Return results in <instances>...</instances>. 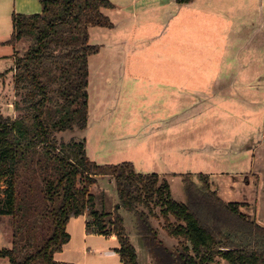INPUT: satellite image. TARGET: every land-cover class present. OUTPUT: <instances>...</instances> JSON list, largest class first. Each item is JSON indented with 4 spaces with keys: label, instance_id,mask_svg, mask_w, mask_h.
<instances>
[{
    "label": "trees",
    "instance_id": "obj_1",
    "mask_svg": "<svg viewBox=\"0 0 264 264\" xmlns=\"http://www.w3.org/2000/svg\"><path fill=\"white\" fill-rule=\"evenodd\" d=\"M194 0H177L190 3ZM41 13H13V75L18 115L0 108V216L11 217V246L0 249L8 264H74L58 261L71 233L70 219L88 215V230L119 241L123 264H142L125 216L136 217V231L157 264H264V226L242 211L246 203L227 201L212 188L208 174H183L186 202L174 198L168 179L144 174L133 162L99 164L86 138L59 141L66 131L89 123L90 57L101 45L90 43L91 29L114 28L105 8L111 0H41ZM114 180L120 203L97 209L92 186ZM160 208L164 229L179 242L171 248L151 221Z\"/></svg>",
    "mask_w": 264,
    "mask_h": 264
},
{
    "label": "rangeland",
    "instance_id": "obj_2",
    "mask_svg": "<svg viewBox=\"0 0 264 264\" xmlns=\"http://www.w3.org/2000/svg\"><path fill=\"white\" fill-rule=\"evenodd\" d=\"M15 2L0 0V40L5 31L10 38L14 31L7 11L11 5L15 11ZM37 5L40 10L33 13L42 12L41 0ZM254 13L250 23L237 28L225 15L191 18L187 30L178 16L168 25L157 18L137 26L113 13L115 30L91 29V44H107L89 59L92 126L66 131L59 141L85 137L89 157L99 164L133 162L141 173H158L180 202L187 200L183 174L190 172L197 181L198 174H208L222 198L246 203L242 211L264 226V88L257 77L264 66V11ZM30 42L18 44L19 51ZM8 50L1 47L0 53ZM7 78L0 75V108L15 116L20 97ZM253 157L258 166L239 172ZM98 181L91 188L97 209L111 211L120 203L115 182L108 176ZM120 212L141 263L157 264L137 234L135 215ZM151 221L169 247L177 246L164 229L160 208ZM12 237L11 217L0 216V249L11 246ZM88 245L95 252L86 264H123L116 253H104L119 246L118 239L93 232ZM0 264L8 260L1 257Z\"/></svg>",
    "mask_w": 264,
    "mask_h": 264
},
{
    "label": "crops",
    "instance_id": "obj_3",
    "mask_svg": "<svg viewBox=\"0 0 264 264\" xmlns=\"http://www.w3.org/2000/svg\"><path fill=\"white\" fill-rule=\"evenodd\" d=\"M20 2L22 3V6H19L18 0H16L14 4L15 11H11L12 5L10 6V11L8 8L7 12L9 14V17L12 18L13 13L17 11H19L20 13L28 14L33 12H39L40 10L39 6L37 5L38 0H19V3ZM111 2L114 4V8L104 9L105 13L110 16L111 20L114 23L115 27L112 28L111 30H115V28L118 27L117 26L118 23H116L113 19V13L119 14L123 20H126V22H124L126 25L130 23L131 25H137V26H140L141 21L144 20L147 21L148 22L147 24L149 25L150 23L153 22V20L157 18L162 19L161 20L162 24H167V22L170 21L172 18H176L178 16L180 18V24L182 30L183 29L187 30L188 29L187 22L191 18H195L198 19L199 21H203L204 15H217V14L225 15V18L230 20V22L234 23V28H237V26L239 25L243 26L244 24L250 23L251 15L254 12L257 14L258 10L262 12L264 11V0H194L190 3H182V4L178 3L177 0H111ZM231 8L234 9L233 13L230 12ZM166 27L168 28V26ZM5 32H6L5 33L6 37L3 40H0V48L8 47L10 48V50H8L6 53L5 52L0 53V68H1L0 72H5L13 68L15 64L14 63L15 50L19 49L18 45L15 48V46L13 45L11 46L4 44V42L10 39L9 31L7 30ZM106 45L102 44L101 46H106ZM14 72H15L14 70L10 71L9 73L6 74V76H3V77H8L7 78L8 82L10 81L13 82L10 84V88L12 89L14 88V80H13ZM259 72L260 73L257 76L258 83L259 85L262 86L261 89H263L264 66H263V71L261 70ZM89 102H90V97H89ZM92 115L93 114L91 113V117H93ZM88 125L90 124L88 123ZM90 126H92V124ZM262 136L264 137V135ZM252 155H254V153ZM252 159L253 160L251 164L248 165V167H246L244 170H240L239 172H246V171H250L252 168H256V166H258V163L256 162V157H253ZM88 221H89V216L87 214L74 216L70 219L67 226V231L71 233V238L69 242L64 246L63 251L56 253L55 258L58 261H63L68 263L73 262L74 264H86L87 257L95 252V250L88 245V238L91 234H93V232L88 230V225H87ZM106 238L110 240L117 239L116 237H111V238L106 237ZM117 247L114 248L109 247L104 253L106 255L108 253L110 256L116 253L120 257V254L117 252V249H115Z\"/></svg>",
    "mask_w": 264,
    "mask_h": 264
}]
</instances>
